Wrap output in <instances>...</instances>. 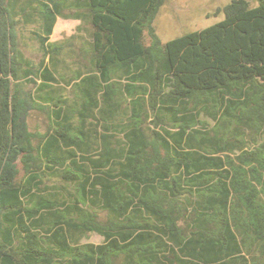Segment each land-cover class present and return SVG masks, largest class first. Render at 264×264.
I'll return each instance as SVG.
<instances>
[{
    "label": "trees",
    "instance_id": "trees-1",
    "mask_svg": "<svg viewBox=\"0 0 264 264\" xmlns=\"http://www.w3.org/2000/svg\"><path fill=\"white\" fill-rule=\"evenodd\" d=\"M258 1L163 42L166 0H0V264H264Z\"/></svg>",
    "mask_w": 264,
    "mask_h": 264
},
{
    "label": "rangeland",
    "instance_id": "rangeland-1",
    "mask_svg": "<svg viewBox=\"0 0 264 264\" xmlns=\"http://www.w3.org/2000/svg\"><path fill=\"white\" fill-rule=\"evenodd\" d=\"M232 0H166L162 6L160 13L156 19L157 33L163 42H167L171 39L179 37L187 32L200 30L211 25H214L225 18L224 7ZM251 6L259 5L258 0H248ZM67 13L70 11L67 10ZM80 20L74 18L58 17L54 27V32L51 35L52 41L57 40H71L70 37L77 33V26ZM37 31L35 25L31 24L23 28L22 40L28 57L32 58L36 63L43 57V52L40 48V44L35 38L34 32ZM72 42L77 43V38ZM78 45V43H77ZM76 45V46H77ZM149 124L150 121H147ZM30 125L32 128L39 126L44 130L47 126V119L41 113H34L30 118ZM152 126V125H151ZM258 139L257 141H255ZM248 137V143L245 146L246 150L256 147L255 143H261L264 141V136ZM234 162L242 164L247 169L249 168L247 163L241 158L244 156L242 150L237 149L230 152ZM244 158V157H243ZM227 161L230 159L227 157ZM244 162V163H243ZM259 168L260 165H256ZM264 175V171L262 172ZM261 195L264 197V182L260 185ZM106 214H102V218H105ZM84 242L91 241L100 243L103 241V236L91 232L83 239Z\"/></svg>",
    "mask_w": 264,
    "mask_h": 264
},
{
    "label": "crops",
    "instance_id": "crops-1",
    "mask_svg": "<svg viewBox=\"0 0 264 264\" xmlns=\"http://www.w3.org/2000/svg\"><path fill=\"white\" fill-rule=\"evenodd\" d=\"M54 32V31H53ZM126 106V104H124V107ZM117 136L119 137V138H121L122 136H123V134L122 133H120V132H118L117 133Z\"/></svg>",
    "mask_w": 264,
    "mask_h": 264
}]
</instances>
